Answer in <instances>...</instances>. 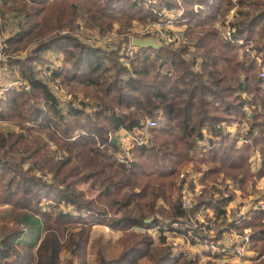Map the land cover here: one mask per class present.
I'll return each mask as SVG.
<instances>
[{
    "label": "trees",
    "instance_id": "16d2710c",
    "mask_svg": "<svg viewBox=\"0 0 264 264\" xmlns=\"http://www.w3.org/2000/svg\"><path fill=\"white\" fill-rule=\"evenodd\" d=\"M164 8L182 10L175 22L186 26L185 44L139 48L128 63L119 48L67 33L83 22L107 32L116 20L156 21ZM0 43L8 54L25 51L0 63L25 83L0 103V204L11 207L0 214V264H90L92 251L94 264H219L175 256L164 234L186 219L179 230L188 235L191 216L208 208L220 235L251 229L252 264H264V211L228 222L234 195L215 186L222 176L256 189L264 178V0H0ZM50 50L64 54L60 65L47 60ZM54 82L72 98L62 101ZM149 119L157 125L145 131L148 143L121 162L112 133ZM190 163L207 166L208 187L188 209L181 191L197 182L182 177ZM27 213L37 244L23 241Z\"/></svg>",
    "mask_w": 264,
    "mask_h": 264
},
{
    "label": "rangeland",
    "instance_id": "374dc122",
    "mask_svg": "<svg viewBox=\"0 0 264 264\" xmlns=\"http://www.w3.org/2000/svg\"><path fill=\"white\" fill-rule=\"evenodd\" d=\"M236 9L233 8L231 11L234 12ZM182 13V10L180 9L179 11H173V10H169L167 8H164L162 10V13H160V18L163 19L164 22H168V26L165 27L163 26L164 23H162L161 21L159 23L162 24H156V21L151 20V19H147V20H140V19H133L129 24L125 25L124 23H122L119 20L114 21V26L112 28H110L108 31H112V34L108 35V36H103L101 39L96 38V37H101V36H93L91 33H87L84 30V27L87 26L86 24H84V22L82 23L84 26L82 28V30L80 31V29H77L75 32H67L69 34H72L74 37H77L78 39H80L81 41H83L85 44H89L90 47H99V48H103L105 50H110V49H117L119 48L120 50V54L122 51V54L126 52L125 50V46H128V40L125 36V33L127 32L128 29H134V30H139V33L144 34L145 32H147L148 28L154 29L156 30V28H164V29H169L171 32L175 33L178 35V37L180 38V33L182 34L183 31L185 30L186 26H178L177 23L175 22L180 14ZM231 18H228L227 20L230 21ZM86 28V27H85ZM168 32V31H167ZM106 34V32H102L100 29H97L95 31V35L97 34ZM226 33V31H225ZM141 34V38L142 37H149L152 35H142ZM168 34H170L168 32ZM226 36V35H225ZM138 37V36H135ZM154 37V36H152ZM168 37L164 38L167 39ZM132 40V39H131ZM162 40V42H160L161 44H171V46H173L174 48H180L181 45H184L185 42L180 40H175V41H179V42H167ZM87 42V43H86ZM114 42L113 46H111V44ZM133 42V41H132ZM139 48H136V51ZM253 53H255V50L252 51ZM25 53V51H16L13 52L12 54H8V56H13V57H21L23 56V54ZM63 57L64 54L61 52H57V51H53L50 50L46 53V58L47 60H51V62L53 63L54 66H58L63 62ZM122 60H124V62L128 61L126 60V58L121 57ZM3 61V58L0 59V63ZM47 66L49 65H41V67L44 68V70H47ZM17 67L11 68L10 66L3 69L2 67H0V103L1 100L4 99L6 97V94L4 93V91H6L7 87L9 88L10 86V91L12 90H17L16 88H18L16 84L17 80H22L21 78L18 77V74H16V70ZM50 75V74H49ZM19 81V82H20ZM21 83V82H20ZM55 83V82H54ZM56 84V83H55ZM57 85V84H56ZM56 95L58 97H60L62 99V101L66 102L67 100L72 98V94H68L67 90L62 86H58V90L55 89L53 87ZM8 92V91H7ZM6 92V93H7ZM66 108V107H65ZM1 123V122H0ZM7 124H0V127H6ZM14 127V126H13ZM11 127V128H13ZM135 129V127H134ZM133 130V129H132ZM229 130L231 131V128H229ZM130 131V130H129ZM123 132V129H120L116 132L112 133V136H117L120 135ZM146 136H148L150 138L149 134H146ZM114 138V137H113ZM115 139V138H114ZM116 140V139H115ZM119 142V141H118ZM120 144V143H119ZM122 147V146H121ZM131 149V148H130ZM122 150L124 151V149L122 148ZM129 150V149H127ZM125 152V151H124ZM130 150L128 151L129 154ZM257 154V153H256ZM131 155V154H129ZM254 155V154H253ZM132 157V155H131ZM252 160L254 162V168H259V166L261 165V160H260V156L259 154L254 155L252 157ZM201 168V169H200ZM207 169V166L205 164H202L201 166H197L195 163H190L187 166L184 167L183 170V174L182 177H186L187 181H189L191 178L195 179L196 185L193 188L189 182H187V185L191 188V191L195 190L196 193L201 194L203 192L204 187H208L207 184L202 181V176H203V171ZM189 172L190 175H189ZM213 184V182L210 184L209 187H211ZM206 185V186H205ZM86 189H87V185H83ZM215 186L218 189L224 190V193L226 195L232 194L234 195L233 199L225 206L226 208V214H227V220L228 222H234V221H240L243 222L244 218H247L248 216H250L254 210L256 209H260L264 211V178H262L261 180L258 181L256 189H253L251 186L247 187V189H243L240 185H235V183H233V181L231 179H226L225 181L222 180V176L220 177L219 181L216 182ZM196 188V189H195ZM229 189V190H228ZM231 190V191H230ZM88 191H90V188H88ZM197 194V195H199ZM196 195L195 198V202L198 199V196ZM207 195V194H205ZM215 196L213 197L214 199H218L221 197V193L220 195L218 193L214 194ZM194 204V202H193ZM11 212V207L9 205H3L0 204V214L1 215H9ZM34 215H30L29 213H27V215H25V217H23V221L22 222H26L25 224L28 226V230L26 233H24V239L23 241L28 243H34L37 244L38 243V238H39V232L37 230H34L32 228L31 222L33 220ZM33 217V218H32ZM187 217V216H186ZM191 225L194 228V230H199V231H203V233L205 235H207L210 239V243H211V248L210 246H206L205 244L199 243L196 240L198 239L197 237V233H194V231L191 229L189 230V234L185 235V233L183 234L182 232H180L179 228H181L184 231V227L187 226L186 223V219L182 220V222H174L172 225H170L168 228L172 227L171 229H168V236L170 239V243L171 246L172 244L176 247L173 251H174V255L175 256H179V248L184 249V253H189L188 257L190 258H198L199 261L201 263L203 262H207V261H213V262H217L219 264H223V263H229V264H252L255 262V259L257 258V256L259 255V251H257V249H255L254 247H252V242L250 240V245L249 247H245V250L240 251L239 253H242L243 256H240L241 258L238 260L237 259V247L238 246L235 242L236 238H240L242 236H246V235H252V230L249 228H246L244 231L243 230H239V229H232L233 231H227L225 233H223L222 235L219 234L220 229L223 227L221 226L218 222V218H217V214L215 213V211L212 208H208V209H202L201 211H199L197 213V215L191 216L190 219ZM98 230L96 231V233L99 230H102L101 228H97ZM137 231H140L138 228H135ZM153 229V228H152ZM107 232H109L108 229H106ZM122 233L120 232H115V234L113 233H109L107 234V238L110 237L112 239H116L118 236H120ZM156 238H158L160 236L159 234H155ZM192 236L194 238V240L196 242H193ZM205 241V239H204ZM199 243V244H198ZM173 246V247H174ZM213 246V247H212ZM232 251L235 252L234 255L236 257L233 256ZM94 251L91 252V256H90V264H94ZM65 252L63 253V256H65ZM221 256H231L230 258L224 257L222 258L220 261L216 260L217 257ZM239 257V256H238ZM250 257L252 259V261H250L249 263L247 261L250 260ZM238 260V261H237ZM242 262V263H241ZM143 264H148L146 261L143 262Z\"/></svg>",
    "mask_w": 264,
    "mask_h": 264
},
{
    "label": "built area",
    "instance_id": "2783aa9c",
    "mask_svg": "<svg viewBox=\"0 0 264 264\" xmlns=\"http://www.w3.org/2000/svg\"><path fill=\"white\" fill-rule=\"evenodd\" d=\"M160 21L162 23H164L163 26H165V27H167L168 24H169L168 22H164L162 18H160L156 22V24H162V23H159ZM83 26L84 25H82V27L79 28L80 31L82 30ZM85 27H84V30L88 34L91 33L93 36H101V37H96V38H99V39H101L103 36H108V35L112 34V31H113V30L110 31V32L107 31L106 34H100L99 33V34L95 35L94 33H95L96 30H94V29L90 30L87 27L86 28ZM138 31L139 30H134V29H131L130 30V29H128L127 32L125 33V36H126L127 40L129 41L128 42L129 44H128V46H125L126 52L122 54V51H121V54L120 55L123 58H126V60H128V57L133 56L134 53L136 52L137 46L134 45V43L132 42L133 40H131V39H133V37H135V36L141 37V34L142 33H139ZM167 31L170 34H168ZM142 35H144V36H146V35H152V36H154V38L156 40H158V42L159 41L162 42V40H164V38H166V37H168V38L165 39L164 41H167V42H179V41H175V40H180L181 39V36H182V34L180 33V38H179L177 34L171 32L169 29L166 30L163 27L162 28H158L157 27L156 30H154V29H151V26H150V28H148L147 32H145ZM231 36H232L231 31L230 30H227L226 37L231 39ZM142 38H145V37H142ZM113 44H114V42L111 44V46H113ZM87 45H89V44L87 43ZM8 57L9 56L7 54V51H6L5 44L4 43H0V59L3 58V61H5ZM2 68L5 69V67H2ZM43 71L46 74H50V72L47 71V70L46 71L43 70ZM261 75L264 78V69L262 70V74ZM47 76H49V75H47ZM19 81L20 80H17L16 81V84H15V85L18 86V88H16L17 90H21L22 87L25 85L24 82L20 81L21 82L20 83ZM53 87L58 90V86L55 83H53ZM9 90H10V86H9V88L7 87L6 91H4V93L6 94V92L9 91ZM156 125H157V121H155L153 119H149L147 121V124L145 125V127H135V129L130 130V131L127 130V129H125V128H122L123 129V132L120 135H118V138H119L120 146H122V148L124 149L125 154L119 153L118 154V159L121 162H124V161H127V160H131L132 157H131V155L128 154V151L130 150V148H132L134 144H147L148 141H149V137L146 136L145 131L147 130V128L153 127V126H156ZM127 149H129V150H127ZM190 173L191 172H189V175H190ZM197 194H199V193H196L195 190L191 191V188L186 183V185L184 186L183 190L181 191V197H182L183 207H186L188 209H190L191 207H193V205H194L193 202L195 203L194 200H195ZM190 227H191L190 229L193 228V231L195 233V230H194L195 227H193L191 225V223H190ZM20 229L22 230V232L24 234V233L27 232L28 226L25 223H21L20 224ZM150 230L152 232H154V234H159L160 233V235H161V232H159V229L158 228H153V229L151 228ZM167 230L164 231L165 232L164 234L167 236L168 242L171 245L169 236L167 235L168 234ZM197 237H198V239L196 240L197 242L202 243V244H205L206 246H210V248H211V243H210V239H209L211 237H208L207 235H205L203 233V231H199V235H197ZM204 239H205V241H204ZM250 240H251V235H249V234L246 235V236H242L240 238L239 237L236 238L235 242L238 245V246H236L237 247V252L236 253H238L237 254V258H238V256L239 257L240 256H243V254L242 253H239V252L242 251V250H245V247H249V245L251 244L250 243ZM173 246L174 245L172 244V246H171L172 249H175L176 247L175 246L173 247ZM234 253L235 252L232 251L233 256L236 257L234 255ZM182 254H184L186 256L189 253H186L185 254L184 253V249L179 248L178 255L181 256ZM224 257L230 258L231 256H224ZM224 257L223 256H221V258L220 257H217L216 260L220 261Z\"/></svg>",
    "mask_w": 264,
    "mask_h": 264
},
{
    "label": "water",
    "instance_id": "95a60500",
    "mask_svg": "<svg viewBox=\"0 0 264 264\" xmlns=\"http://www.w3.org/2000/svg\"><path fill=\"white\" fill-rule=\"evenodd\" d=\"M132 40L134 45L137 46L138 48H145V47L162 48L163 46H165L164 43L161 44L160 42H158V40H156L152 36H149L147 38L133 37ZM112 142L116 143V140L113 138Z\"/></svg>",
    "mask_w": 264,
    "mask_h": 264
},
{
    "label": "crops",
    "instance_id": "0c3cea01",
    "mask_svg": "<svg viewBox=\"0 0 264 264\" xmlns=\"http://www.w3.org/2000/svg\"><path fill=\"white\" fill-rule=\"evenodd\" d=\"M257 154H259V153H257ZM256 153L254 154V155H257ZM253 155V156H254ZM97 228H101V229H104L105 231H106V229H108L109 230V228L108 227H104V226H97ZM96 228V229H97ZM241 257H238L237 259L239 260ZM248 258H250V257H248ZM237 260V261H238ZM241 260H242V258H241ZM250 261H252V259L250 258V260L249 261H247L248 263L250 262ZM242 263V262H241ZM244 264V263H243Z\"/></svg>",
    "mask_w": 264,
    "mask_h": 264
}]
</instances>
